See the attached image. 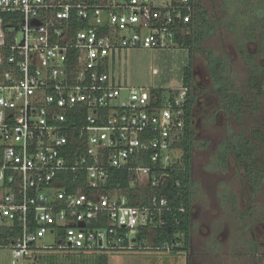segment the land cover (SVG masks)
Listing matches in <instances>:
<instances>
[{
  "label": "built area",
  "instance_id": "1",
  "mask_svg": "<svg viewBox=\"0 0 264 264\" xmlns=\"http://www.w3.org/2000/svg\"><path fill=\"white\" fill-rule=\"evenodd\" d=\"M195 13V0H0V249L12 264L51 249L173 251L154 242L171 210L156 190L178 164L188 88L159 100L115 84L111 65L122 50L177 46Z\"/></svg>",
  "mask_w": 264,
  "mask_h": 264
},
{
  "label": "rangeland",
  "instance_id": "2",
  "mask_svg": "<svg viewBox=\"0 0 264 264\" xmlns=\"http://www.w3.org/2000/svg\"><path fill=\"white\" fill-rule=\"evenodd\" d=\"M169 1L152 0L156 6H164ZM202 5L218 25L212 36L200 47H194L192 54L189 48L179 45L167 49L122 50L112 60L111 74L117 85L167 90L165 93L168 95L172 94V89L185 87L188 68L193 80L194 70L208 77L209 80H203L202 85L196 82L197 90L192 92L196 102L194 93L200 96V104L196 108L194 126L197 143L192 166L195 194L191 263L264 264V184L253 193L234 157L227 158L226 168L218 164L221 161L218 159L219 151L226 149V143L234 139L231 135L243 133L250 137L253 130L264 129V94L254 101L255 92L249 83L251 67H264V54L257 52L258 37L254 44L247 45L255 34L253 20L264 14V0H202ZM211 53L214 61L218 58L226 61L224 69L220 64L219 67L215 64L208 68L210 61L206 56ZM245 54L251 64H247ZM228 65L231 66L230 72L225 71ZM213 68L219 72L215 79L218 81L217 89L223 85L224 90H229L233 79L238 90L249 95L253 110L245 109L239 121L221 111L218 96L213 91V81L208 76V69ZM171 152L179 158L182 156L181 152ZM257 157L264 166L263 147H260ZM57 241L55 235L46 234L42 243L55 246ZM99 261L106 264H188V252L51 249L41 252L31 261L18 264H100ZM0 264H12L10 249H0Z\"/></svg>",
  "mask_w": 264,
  "mask_h": 264
},
{
  "label": "trees",
  "instance_id": "3",
  "mask_svg": "<svg viewBox=\"0 0 264 264\" xmlns=\"http://www.w3.org/2000/svg\"><path fill=\"white\" fill-rule=\"evenodd\" d=\"M195 1L196 13L193 21L190 23V32L185 35L176 33L175 36L177 44L189 48L191 54L195 46L200 47L203 41L214 34L218 25V22L211 20L208 12L202 5V0ZM254 13L256 12L254 11ZM4 18L5 26H7L9 15H4ZM253 25L255 27L253 41L257 37L260 39L258 51L264 54V14L263 16L260 15L259 18L256 17L255 20H253ZM212 56V53L210 56H206L210 61L208 62V68L210 69V67L215 64L219 67L220 64V67L224 69L223 65L226 61L224 62V59L221 58L214 61ZM245 57L247 58L246 54ZM212 59L214 62H211ZM225 71H231L230 65H228V68L225 69ZM209 72L213 81L214 92L219 96L222 106L226 109L227 113L233 114L240 119L245 109L253 110V105L249 103V95L241 93L233 83V79L230 88H228L229 90H224V87H222L223 85L217 89L216 84H218V81H215V79L219 72L217 73L215 69L209 70ZM249 72L250 89L255 92L253 93V99L254 101H258L264 94V67L258 65L257 68H254V66H252ZM219 80L221 81L222 78H219ZM193 81L191 69L188 68L186 69L185 78V87L188 88V93L183 106L184 128L182 132H180L179 139L173 147L175 150L181 152L182 156L178 159V164H176L170 171L172 179L165 182L164 185L156 190L159 195L168 198L171 210L165 216V224L154 232V242L156 246L167 243L172 247V252H188L190 250L192 234L193 199L195 194L192 166L194 148L197 143L196 131L194 128L196 101L192 96V92L193 90H196V87L194 86L192 89L191 85ZM165 92L167 91L155 90L154 94L159 100H161L163 96L166 95ZM229 144L230 146L227 148L226 146ZM224 147L226 149L220 150L218 156V159H221L220 162L222 163L223 168H226L227 166V158H229V156L234 157L235 163L245 171L244 176L247 179L248 184L251 186L252 192H257L258 187L264 184V166H261L257 159L260 147L264 148V129L259 128L253 130L250 137L241 133L237 136L236 140L226 143ZM119 178H121L120 183L122 184V188L126 189L129 178L127 173L121 174L119 172H112L109 178L110 186L115 187ZM130 194H132V192H130ZM146 194H148V192ZM103 262L99 261L100 264H106V262Z\"/></svg>",
  "mask_w": 264,
  "mask_h": 264
},
{
  "label": "flooded vegetation",
  "instance_id": "4",
  "mask_svg": "<svg viewBox=\"0 0 264 264\" xmlns=\"http://www.w3.org/2000/svg\"><path fill=\"white\" fill-rule=\"evenodd\" d=\"M254 41H251V42H249L247 45H250L251 43L252 44H254L253 43ZM257 52H258V49H259V45L257 44ZM251 55H253V54H251ZM226 57V56H225ZM253 57H254V55H253ZM227 58V57H226ZM228 59V62H229V64H230V60H229V58H227ZM245 59H247V64H251L250 63V61H249V59L248 58H246L245 57ZM254 63V62H253ZM207 66H208V64H207ZM230 68H231V66H230ZM198 71L197 70H194V80H195V82H194V86L196 87V82H198L199 84H201L202 85V81L203 80H205V79H207V80H209L208 79V77L204 74V73H197ZM199 76H198V75ZM208 76H209V78H210V80L212 81V78H211V74H210V72H209V69H208ZM196 90H197V87H196ZM195 90V91H196ZM202 90H204V88L202 87ZM205 91V90H204ZM213 91H214V89H213ZM196 93V92H195ZM194 93V95L197 97V102H196V104H195V112H194V114H196V108H197V106L200 104V96H198V95H196ZM216 94V93H215ZM217 95V94H216ZM218 96V95H217ZM218 99H219V102H220V108H221V111L226 115V116H233L237 121H239L238 120V118L235 116V115H233V114H230V113H227V111H226V109L225 108H223V106H222V103H221V100H220V98H219V96H218ZM245 112V111H244ZM244 115V113L242 114V116ZM241 133H239V135H240ZM239 135H231V137H233L234 139H232L231 141L229 140L228 142H233L234 140H236V138H237V136H239ZM232 156H229V158H231ZM257 159H258V157H257ZM218 164H220V166L223 168V166H222V163L221 162H219ZM240 169H241V171H243L244 172V174H245V171L241 168V167H239ZM190 243H191V240H190ZM188 264H192L191 263V249L188 251Z\"/></svg>",
  "mask_w": 264,
  "mask_h": 264
},
{
  "label": "water",
  "instance_id": "5",
  "mask_svg": "<svg viewBox=\"0 0 264 264\" xmlns=\"http://www.w3.org/2000/svg\"><path fill=\"white\" fill-rule=\"evenodd\" d=\"M171 178H172L171 176H165L162 178L161 182H163L164 179H171ZM80 226L84 227V224H81Z\"/></svg>",
  "mask_w": 264,
  "mask_h": 264
},
{
  "label": "crops",
  "instance_id": "6",
  "mask_svg": "<svg viewBox=\"0 0 264 264\" xmlns=\"http://www.w3.org/2000/svg\"><path fill=\"white\" fill-rule=\"evenodd\" d=\"M38 257V256H37Z\"/></svg>",
  "mask_w": 264,
  "mask_h": 264
}]
</instances>
